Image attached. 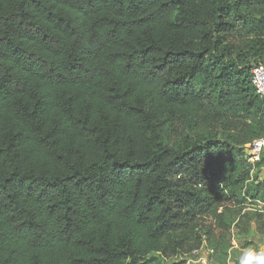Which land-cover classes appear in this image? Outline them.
I'll return each mask as SVG.
<instances>
[{"label":"trees","instance_id":"obj_1","mask_svg":"<svg viewBox=\"0 0 264 264\" xmlns=\"http://www.w3.org/2000/svg\"><path fill=\"white\" fill-rule=\"evenodd\" d=\"M254 1L0 0V264H184L225 226L264 137Z\"/></svg>","mask_w":264,"mask_h":264},{"label":"rangeland","instance_id":"obj_2","mask_svg":"<svg viewBox=\"0 0 264 264\" xmlns=\"http://www.w3.org/2000/svg\"><path fill=\"white\" fill-rule=\"evenodd\" d=\"M257 2L254 0H235L236 4ZM263 14V6L258 8ZM232 44L243 47L250 39L246 38L244 32L238 35L235 33L234 38L230 40ZM226 134L222 131L219 138H224ZM248 144L242 149V155L239 159H245L247 163H251L246 155ZM259 167H256L257 163ZM246 165L248 166V164ZM256 163V164H254ZM254 167L250 168V181L244 183L240 188V197H233L232 187H220L219 195L222 199L221 207L218 208V214H223L226 222L225 226L212 224L215 222L212 218L205 216L200 222L199 235L202 240L201 251L204 254L190 253L185 257L175 259V262H183L184 264H237V258L241 249L248 246L264 248V200H251L249 192L253 190L256 184L264 180V151L261 153L259 161H254ZM263 188L260 187L259 190ZM242 199H244L242 201ZM241 202V203H238ZM211 250L213 252H211ZM206 255V256H204ZM206 257V263L202 262V258ZM172 260H167L165 264H172ZM153 264H160L156 260Z\"/></svg>","mask_w":264,"mask_h":264},{"label":"built area","instance_id":"obj_3","mask_svg":"<svg viewBox=\"0 0 264 264\" xmlns=\"http://www.w3.org/2000/svg\"><path fill=\"white\" fill-rule=\"evenodd\" d=\"M251 83L257 95L261 98H264V62L256 66L251 71ZM264 151V137L253 140L246 151V155L249 158L251 164L254 161H259L261 153ZM206 253L201 251V248L198 250H194L191 253L198 254V253ZM211 252H213L211 250ZM206 256V255H204ZM202 262L206 263V257L202 258Z\"/></svg>","mask_w":264,"mask_h":264},{"label":"clouds","instance_id":"obj_4","mask_svg":"<svg viewBox=\"0 0 264 264\" xmlns=\"http://www.w3.org/2000/svg\"><path fill=\"white\" fill-rule=\"evenodd\" d=\"M237 264H264V248L248 246L241 249Z\"/></svg>","mask_w":264,"mask_h":264}]
</instances>
